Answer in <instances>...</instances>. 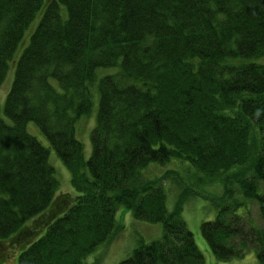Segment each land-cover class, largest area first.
I'll use <instances>...</instances> for the list:
<instances>
[{
  "label": "trees",
  "instance_id": "trees-1",
  "mask_svg": "<svg viewBox=\"0 0 264 264\" xmlns=\"http://www.w3.org/2000/svg\"><path fill=\"white\" fill-rule=\"evenodd\" d=\"M262 58L264 0H0V85L14 63L3 107L11 123L0 116V264L16 251L17 264H82L117 237L119 206L163 234L118 264H204L182 216L191 195L216 209L200 224L216 259L254 247L264 264ZM107 67L114 72L97 76ZM95 85L84 159L76 122L90 113ZM28 121L75 194L57 191L49 148ZM171 159L196 171L194 183L175 168L144 175L150 162ZM168 180L180 191L172 209ZM213 180L222 194L192 186Z\"/></svg>",
  "mask_w": 264,
  "mask_h": 264
},
{
  "label": "rangeland",
  "instance_id": "rangeland-1",
  "mask_svg": "<svg viewBox=\"0 0 264 264\" xmlns=\"http://www.w3.org/2000/svg\"><path fill=\"white\" fill-rule=\"evenodd\" d=\"M40 13V12H39ZM32 20L30 28L26 30L24 38L18 49L16 50L14 59H16L24 45L28 43L29 35L33 28L38 23L39 15ZM258 61H264V58L258 59ZM113 67L100 68L97 70V76L103 74H111L114 71ZM14 77V63L10 65L6 76L0 85V116L7 122L11 123V120L5 116L3 107L6 96L10 90ZM98 107V92L96 85L92 87V107L88 116H81L76 122V137L83 145L84 159H88L91 155V140L90 133L96 122V113ZM27 131L34 135L44 146L49 148V162L55 169V176L59 181L57 191L59 193H76L70 184V173L62 160L58 157L55 151L49 147V143L46 137L38 129L37 125L33 121H28L26 124ZM177 159H171L165 164H159L156 162H150L148 166L143 170L146 177L153 178L160 175L167 169H177L180 175L189 176V181L194 183L192 173L196 171L189 166L187 162ZM184 162V163H183ZM185 165V166H184ZM189 167L190 171L187 169ZM184 180V179H183ZM165 186V190L168 195L167 206L168 209H172L174 202L177 200V195L180 192L178 184L168 180ZM184 184H188L187 180H184ZM193 188L201 191H205L214 195H220L223 191V186L220 180H213L208 183H203L200 186H194ZM178 193V194H177ZM242 210H240V213ZM251 217L261 223L259 220L256 206L251 208ZM216 209L212 205L209 199L202 196L191 195L182 203V216L187 224L188 229L192 232L195 243L203 255L204 264H260L257 260L256 250L254 247H250L242 256H233L228 260H218L211 253L209 246L204 239L201 231L200 224L202 221L213 220L215 218ZM116 219L120 226V231L117 237L109 242L99 244L92 252H90L82 261V264H118L121 260L128 257L132 250L142 241L150 242L159 239L163 234V228L160 223H150L144 220H140L134 217L131 211H126L122 206H119L116 212ZM19 251L10 257L7 262L3 264H17Z\"/></svg>",
  "mask_w": 264,
  "mask_h": 264
}]
</instances>
